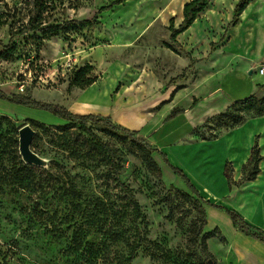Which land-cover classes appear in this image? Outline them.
Segmentation results:
<instances>
[{
  "label": "rangeland",
  "instance_id": "rangeland-1",
  "mask_svg": "<svg viewBox=\"0 0 264 264\" xmlns=\"http://www.w3.org/2000/svg\"><path fill=\"white\" fill-rule=\"evenodd\" d=\"M111 1L0 0V89L83 114L81 92L93 83L105 78L98 88L111 92L115 102L117 90L133 87L134 73L147 69L162 74L168 45L181 50L170 38L171 21H159L162 7L182 0H127L97 13ZM231 1L211 0L210 12L221 8L226 14ZM95 16L99 24L69 23ZM204 21L208 38L187 41V47H197L206 60L208 45L215 44V74L210 78L214 72L204 64L202 73L210 80L179 90L180 107L197 103L188 113L169 117L173 108L168 103L156 110L159 130L149 139L157 147L150 155L105 125L90 123L112 153L102 150L77 122L0 99V264H127L140 237L144 241L132 264H210L193 241L201 223L197 196L235 209L264 230V114L237 112L245 119L239 125L218 118L233 108L232 102L252 94L264 97V74L259 73L264 66V17L259 27L252 24L250 35L246 30L251 20H246L230 41L225 17L207 15ZM27 25L37 31L18 34ZM117 69L125 74L118 87L112 77ZM27 124L36 132L31 146L42 165L25 162L20 153L19 130ZM138 137L148 143L140 132ZM255 145L262 156L261 172L254 180L241 181ZM228 162L232 185L225 175ZM121 183L138 200L140 218ZM202 203L207 224L201 235L212 264H239L236 247L264 257L259 247L263 242L239 231L226 210ZM208 233L212 236L204 237ZM240 261L245 263L243 257Z\"/></svg>",
  "mask_w": 264,
  "mask_h": 264
},
{
  "label": "crops",
  "instance_id": "crops-1",
  "mask_svg": "<svg viewBox=\"0 0 264 264\" xmlns=\"http://www.w3.org/2000/svg\"><path fill=\"white\" fill-rule=\"evenodd\" d=\"M188 1L190 0H182L175 6L172 4L166 8L162 7V9H164V18H160V20L157 18V20L162 21L163 23L168 25L167 21H171L173 19L174 27L179 28L184 20V5ZM238 2L239 0H233L229 2V7L226 11V14L223 15L220 11L221 8H218L216 11L211 13L209 4L208 7L198 15L193 24L186 31L180 33L176 37V41L185 50L183 51L184 55H182L181 53H177L172 49H167L166 60H163L162 62L164 64V70L161 72L163 75L156 74L155 72L148 71L147 69L143 71L140 70L139 72L134 73L132 76L134 80L133 87L130 89L129 86H126L124 90H117L115 102L111 101V92L106 91L103 88H98L99 85L103 87L102 83L103 81H105V78L102 81L100 80L90 85V87L81 92L80 98L83 102L82 104H85V110L82 113L102 114L116 117L117 123L129 129L137 130L138 132H140V136L147 138L148 143L154 146L155 143L153 139L149 138H151V136H153V134H155L159 130L158 120L155 119L156 110L161 109V107L165 103H168L171 104L170 108H173L172 112L177 109H182L184 113H188V110L193 108L197 103L191 106L189 105L186 108L180 107L176 101L178 98L179 90L187 88L189 84H194L195 86L204 85L215 74L214 60L216 59V53H214L215 47L214 49H212L213 44L212 46L208 45L209 55H207V58L209 59L210 57V60H208L207 58L206 60H204V55L201 54L197 47L194 49L192 44L189 45L191 46L190 48L187 47V41L202 42L204 39L208 38V36H206V32L204 31L206 28V24H208V21L202 22L203 17L207 15H212L216 20H220L222 16L225 17L227 26L234 16V9ZM263 13L264 0L252 1L241 14L238 23L230 29L229 41L232 37L233 31L238 29L248 19L251 20V24L249 28H247L246 34L250 35L252 33V24H254L256 27L262 25V18L264 17ZM170 25H168V29ZM194 30L200 31L194 32ZM171 34L172 32H170L169 34L170 38ZM213 39L215 38L213 37ZM246 43H248V41L245 42L244 45ZM172 58L173 60H171ZM169 60H171V62ZM177 60L182 61L183 65L175 66L174 62H176ZM204 64H208V67L212 72H214H211L212 76L209 75L210 78L207 81L205 80V77L202 73ZM248 68H251V61L249 62ZM249 71L251 74L253 73L251 69ZM115 73L116 74L112 77L115 78L118 84L121 82V79H123L125 74L122 70L120 71L119 69H117ZM118 86L119 84L117 85V87ZM218 89L219 88H216L214 90L217 91ZM213 92L211 93L213 94ZM232 103L229 102L227 106ZM211 112L219 113V111L216 110ZM204 119L205 116L200 120L204 121ZM195 127L196 126H194L193 129ZM236 231L238 230H235V232ZM236 233L237 235H239L238 232ZM253 241L257 243L256 240ZM232 247L234 248V245H232ZM259 247L264 251V246L260 245ZM236 254L239 256V264H242L240 261L241 257H243V260H245L244 264H264V257L258 256L256 253H250V251L249 253H245L240 247H236Z\"/></svg>",
  "mask_w": 264,
  "mask_h": 264
},
{
  "label": "trees",
  "instance_id": "trees-1",
  "mask_svg": "<svg viewBox=\"0 0 264 264\" xmlns=\"http://www.w3.org/2000/svg\"><path fill=\"white\" fill-rule=\"evenodd\" d=\"M127 0H112L109 4L102 6L97 13H102L104 11H108L112 9L116 5H120L121 3L125 2ZM254 0H239L237 3L235 9H234V16L230 23L227 25L225 34L233 27L235 26L243 11L248 7V5ZM210 4V0H190L184 5V20L179 26V28L174 27V20H171V25L169 26V29L171 30V39L174 43H177L181 49V51H185L180 44L176 41V37L180 34L186 31L192 24L193 22L197 19L198 15L204 11L208 5ZM69 23H71L74 27L77 26H85L88 24H99L100 22L97 20V16L90 20H71ZM37 31V29L34 26L27 25L23 27L18 34L22 35H27L31 32ZM44 32H49V29L45 28L43 30ZM224 39L221 38L220 41ZM1 43V42H0ZM7 47L13 51V45L10 43ZM169 48L174 50L177 53H180L179 50L174 48L172 45H168ZM215 44H213L212 49H214ZM184 75V74H183ZM182 75V76H183ZM173 81V80H172ZM261 87L264 88V84L260 85ZM0 99L6 100L10 103H14L16 105H22V106H27V107H32L35 109L39 110H44L47 112L52 113L53 115H57L60 118H62L65 121L71 122V123H79L84 130L96 141L97 145L102 149L107 152L112 153V149L106 144L105 142L102 141L101 137L93 131V129L90 126V123L93 124H102L105 125L110 131L114 133H122L125 136H128L136 145H138L143 151H145L147 154H151L153 151H155V147L152 146L151 144L147 143L145 140L142 138L138 137V131L137 130H132L129 129L117 122L114 121L113 117L110 115H102V114H79V113H74L70 109L66 108L65 106L61 104H54L50 102H45L41 100H37L31 95H20V94H12L9 95L5 93L3 90L0 89ZM182 109H177L172 112V114L169 117H175L177 114L182 112ZM251 112L255 116H262L264 114V97L259 98L255 94H252L245 99L238 100L234 102L233 108L224 112L220 113L218 115V118L220 121L223 123L232 121L233 125H239L243 124L245 122V119L237 112ZM161 154L165 158V160L170 164V166L175 170L176 173L180 174L183 176V178L191 185L193 188L194 192L196 195L198 194V191L196 188L191 184V181L189 178L184 174V172L173 166L167 157L166 154H164L161 151ZM262 160V156L260 154V149L258 145H255L251 151L250 157L247 160V162L243 165L242 168V178L241 181L245 180H254L257 178V176L261 172L260 168V162ZM27 172L32 171L25 168ZM225 175L228 179L229 184H233L235 182L234 176H233V169L231 167V163L228 162L225 168ZM121 185L126 189L129 194L132 203L134 204V209L137 213V217L140 218L142 216L141 212V206L136 199L135 195L133 194L132 189L127 186L125 183H121ZM174 194V202H179V196L177 193ZM202 202H205L206 204L218 207L220 209L226 210L229 214L230 217L232 218V221L234 223V226L244 233L246 236L250 238L257 239L261 242L264 243V230L252 225L249 223L246 218L240 214L238 211L235 209L228 208L222 204H216V203H211L209 200H206L205 198H201L197 196V199L195 200L197 209L201 213V223L199 225V232L198 234L195 235L193 241L195 244V248L200 252L201 256L206 258V259H211L210 254L207 252V245L203 241L202 237V231L204 227L207 224V213L206 209L203 205ZM212 234L208 233L204 237H210ZM144 241L143 237H140L139 241L137 244H134L131 246V250L129 253V258H128V263L127 264H132V262L135 260L137 257V252L141 248L142 243Z\"/></svg>",
  "mask_w": 264,
  "mask_h": 264
},
{
  "label": "water",
  "instance_id": "water-1",
  "mask_svg": "<svg viewBox=\"0 0 264 264\" xmlns=\"http://www.w3.org/2000/svg\"><path fill=\"white\" fill-rule=\"evenodd\" d=\"M36 132L33 127L29 124L24 125L19 130V149L22 158L27 163H33L36 165H42V159L38 156L36 152L32 150V142ZM212 264V260H209Z\"/></svg>",
  "mask_w": 264,
  "mask_h": 264
},
{
  "label": "built area",
  "instance_id": "built-area-1",
  "mask_svg": "<svg viewBox=\"0 0 264 264\" xmlns=\"http://www.w3.org/2000/svg\"><path fill=\"white\" fill-rule=\"evenodd\" d=\"M260 74H264V66L259 69Z\"/></svg>",
  "mask_w": 264,
  "mask_h": 264
}]
</instances>
